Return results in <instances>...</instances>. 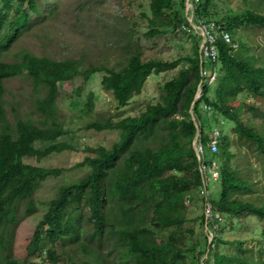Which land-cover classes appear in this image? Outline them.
Masks as SVG:
<instances>
[{
  "label": "trees",
  "instance_id": "trees-1",
  "mask_svg": "<svg viewBox=\"0 0 264 264\" xmlns=\"http://www.w3.org/2000/svg\"><path fill=\"white\" fill-rule=\"evenodd\" d=\"M43 1L0 0V264H61L63 255L69 264H108L105 250L120 254L122 264H177L187 252H194L200 244L184 249L179 230L187 221V206L194 195L199 196L202 185L193 139L198 130L206 148L212 133L203 123L206 120H200L202 103L216 116L233 121L236 143L255 162L241 160V153L231 150L229 134L219 138L218 150L207 160L216 159L220 165L216 180L220 194L211 201L223 220L212 248L207 243L203 212L196 218L206 238V250H201L207 258L212 256L211 264H264V246L255 249L245 241L223 242L218 237L234 227L233 220L255 216L264 225V192L255 177L258 169L264 174V52L255 55L241 36L250 30L264 33V0H241V11L222 14L214 10V0H197L196 14L223 23L239 42L234 51L218 42L219 75L213 94L211 86L205 85L198 100V47L193 54L171 61L144 60L141 45L127 41L124 62L118 67H84L79 58L57 60L26 48L14 51L20 37L55 12V6L45 7ZM148 1L150 36L159 34L160 27L174 18L178 5L184 9V0ZM192 38L198 46V37ZM177 67V73L162 84L159 99L145 104L138 115L89 123L87 127L97 131L118 130L119 139L109 147L89 148L92 155L79 163L87 172L60 185L52 199H34L41 182L58 175L59 170L26 163L24 157L40 159L66 148L55 142L64 134L57 104L60 83L77 76L87 80L101 71L102 89L118 106H125L142 91L149 75ZM18 75L31 83L34 120L15 114L12 121L6 115L4 83ZM246 98L263 106L249 104ZM86 105L93 108L92 92ZM156 138L157 143L152 144ZM36 141L50 144L37 149ZM39 207L42 212L25 253L16 259L9 252L13 230ZM224 217L227 225L222 226ZM164 231L167 235L160 236ZM222 243L228 245V252L218 250ZM70 253L77 255V262ZM207 258L204 264H208Z\"/></svg>",
  "mask_w": 264,
  "mask_h": 264
},
{
  "label": "rangeland",
  "instance_id": "rangeland-1",
  "mask_svg": "<svg viewBox=\"0 0 264 264\" xmlns=\"http://www.w3.org/2000/svg\"><path fill=\"white\" fill-rule=\"evenodd\" d=\"M148 0H44L45 7L55 6V12L47 15L44 20L35 25L30 32L19 38L14 47V51L26 48L36 55H47L51 58L61 60L64 58H79L82 65L90 64L111 67L120 66L124 62L129 42H138L142 48L144 60L171 61L186 54H193L197 46L196 39L189 38L179 30L180 22L184 17V9L179 5L176 8L174 18L160 27V33L148 35L150 26L147 17L150 15ZM213 6L219 14L226 12L241 11L243 3L241 0H214ZM261 10L264 12V5ZM252 48L255 55L264 52V33L260 30H250L241 35ZM177 68H167L159 73H152L147 78L142 91L133 96L125 106H118V103L109 92L102 89L100 80L103 72L93 73L89 79L84 80L81 76L59 85V97L57 104L61 114L64 134L58 137L55 142L66 146L60 152H53L48 156L37 159L35 157H24V162L38 165L45 168H55L59 170L56 176H50L37 188L34 199L37 201H48L52 199L60 185L75 181L82 177L88 170L86 166L79 163L86 157L91 156L89 148L97 146L109 147L119 139L118 130L97 131L88 128V124L108 118L118 120L125 116H135L149 102H156L161 93L162 84L177 73ZM4 108L6 115L12 121L15 114L23 117L35 119L32 106L34 98L30 81L24 75L10 77L5 80ZM213 87V88H212ZM214 84L211 85L210 94H213ZM93 94V108L89 110L86 105L88 94ZM243 100V99H242ZM249 104H258L256 99L246 98ZM257 102H256V101ZM200 120L205 123L209 133L219 130L220 137L229 134L232 139V151L241 153V160L251 159L255 162V157H248L245 148L239 147L236 143L233 132L234 123L230 119L216 116L211 109L209 111L200 108ZM247 122L246 116H242ZM258 126V121H255ZM158 138L151 142L156 144ZM49 142L36 141L34 147L44 149ZM208 147L204 148L206 159H209ZM218 150V149H217ZM218 161V160H217ZM254 168H257L254 165ZM261 168V167H260ZM262 169V168H261ZM261 169L255 173L258 178V187L261 193L264 192V174ZM209 193L212 200L218 198L220 194L219 181L209 182ZM192 202V201H191ZM39 211L22 218L15 229L10 245V254L20 259L25 253V245L33 231L37 221ZM203 212L202 201L198 195L193 196V202L187 206V221L179 230L182 247L189 249L196 243L194 252H187L183 260L177 264H198L201 259H206V238L202 227L196 221ZM234 227L227 228L218 235L224 241L234 239L245 241L252 248L264 246V225L255 216H249L239 220H233ZM223 225H227L224 217ZM192 230L194 233H191ZM168 231L161 232L160 236L165 237ZM219 251L228 252V245L219 244ZM202 249V250H201ZM201 250V253H199ZM107 253L108 264H122V259L118 253ZM70 258L77 262V255L70 253ZM208 264L212 263V256L207 258ZM61 264H69L66 255L62 256ZM131 264V262L123 263Z\"/></svg>",
  "mask_w": 264,
  "mask_h": 264
},
{
  "label": "built area",
  "instance_id": "built-area-1",
  "mask_svg": "<svg viewBox=\"0 0 264 264\" xmlns=\"http://www.w3.org/2000/svg\"><path fill=\"white\" fill-rule=\"evenodd\" d=\"M197 0H184V17L180 22L179 30L185 33L189 38L198 37V57L200 65V81L195 93V100L201 98L203 87L215 84L218 78V68L216 65L218 59V42H224L230 46L232 51L238 48V40L229 32L223 23L215 19H206L196 14ZM201 108L210 110L208 104L202 103ZM220 138L219 130L211 133L208 142V150L215 153L218 149ZM193 148L198 160V170L201 175L202 185L198 189L199 196L203 204L204 230L207 237V243L213 248L214 239L217 235L219 226L223 220L222 215L215 210L209 193V182L216 181L220 175V165L216 159L207 160L204 148L200 140V133L197 130L193 139ZM188 202V199L186 200ZM207 258V256H206ZM199 264H204V258Z\"/></svg>",
  "mask_w": 264,
  "mask_h": 264
}]
</instances>
